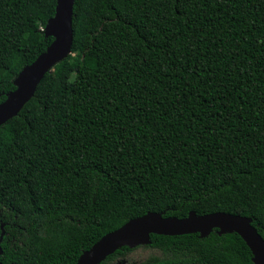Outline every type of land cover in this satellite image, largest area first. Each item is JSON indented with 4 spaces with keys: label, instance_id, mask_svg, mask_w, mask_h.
I'll return each mask as SVG.
<instances>
[{
    "label": "trees",
    "instance_id": "1",
    "mask_svg": "<svg viewBox=\"0 0 264 264\" xmlns=\"http://www.w3.org/2000/svg\"><path fill=\"white\" fill-rule=\"evenodd\" d=\"M57 0H0V104ZM72 53L0 127L3 264H76L150 212L264 238V0H76ZM101 264H255L236 233L151 235Z\"/></svg>",
    "mask_w": 264,
    "mask_h": 264
},
{
    "label": "water",
    "instance_id": "2",
    "mask_svg": "<svg viewBox=\"0 0 264 264\" xmlns=\"http://www.w3.org/2000/svg\"><path fill=\"white\" fill-rule=\"evenodd\" d=\"M76 0H57L55 16L47 22L45 34L53 41L47 50L16 77V89L7 94L0 104V127L17 117L34 97L45 76L71 53L74 42L73 16ZM217 229L220 236L238 234L248 245L255 264H264V238L252 225V219L225 212L197 215L191 212L186 218L164 217V213L150 212L130 220L116 231L108 233L85 251L76 264H101L117 250L129 246L134 249L150 245L151 235L180 236L200 233L207 238ZM0 236V254L3 253ZM0 264H3L0 261Z\"/></svg>",
    "mask_w": 264,
    "mask_h": 264
},
{
    "label": "rangeland",
    "instance_id": "3",
    "mask_svg": "<svg viewBox=\"0 0 264 264\" xmlns=\"http://www.w3.org/2000/svg\"><path fill=\"white\" fill-rule=\"evenodd\" d=\"M1 76L5 75V72H1L0 73ZM149 252V251H148ZM148 252H146L145 250L141 249V250H137L136 252L133 253L132 257L129 259H124L121 260L119 262V264H128L130 261L135 263L136 262H141L144 261L147 257H148Z\"/></svg>",
    "mask_w": 264,
    "mask_h": 264
}]
</instances>
